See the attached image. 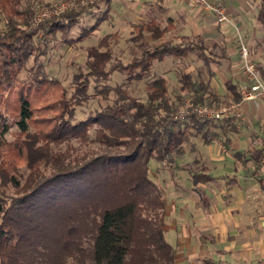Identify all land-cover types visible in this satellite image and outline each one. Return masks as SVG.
Segmentation results:
<instances>
[{
	"label": "trees",
	"instance_id": "16d2710c",
	"mask_svg": "<svg viewBox=\"0 0 264 264\" xmlns=\"http://www.w3.org/2000/svg\"><path fill=\"white\" fill-rule=\"evenodd\" d=\"M111 1L95 5L104 2L108 11ZM86 11L84 7L65 10L44 24H35L30 11L21 9L17 0H0L6 21L5 33L0 30V264H176L174 249L164 237L163 194L149 177L148 163L152 159L170 163L183 154L192 134L201 135L207 143L213 130L226 127L197 119L174 121L172 115L179 108L228 102L209 83L196 82L183 73L179 83L190 98L188 105L180 98L171 101L167 82L159 77L147 85L146 102L123 86L104 88L99 92L100 109L88 119L74 120L76 107L89 98L87 77L104 80L111 69L118 68L128 74L137 70L129 79L140 81L154 60L184 58L195 49L192 44L161 43L126 65L106 70L112 54L105 35L86 47L88 71L85 78L75 79L70 96L45 74L36 72L32 79L20 80L41 27L53 36L60 32L64 44L76 47L107 15L100 14L91 26L69 39ZM256 21L264 26V0ZM137 27L152 40L163 38L170 29L154 21ZM227 89L233 100L241 98L230 82ZM111 92L115 98L109 103ZM12 125L24 139L6 141ZM94 126L92 140L106 147L105 152L66 163L65 155L54 151L55 146L72 140H87ZM22 164L26 176L19 173ZM41 167L50 173L42 174ZM207 179L192 174L194 184ZM9 188L14 195L6 193Z\"/></svg>",
	"mask_w": 264,
	"mask_h": 264
},
{
	"label": "crops",
	"instance_id": "0c3cea01",
	"mask_svg": "<svg viewBox=\"0 0 264 264\" xmlns=\"http://www.w3.org/2000/svg\"><path fill=\"white\" fill-rule=\"evenodd\" d=\"M116 1H111L108 11L103 2L106 18L115 11ZM217 1L223 4L238 32L204 14L191 20L187 3L182 0L164 2L167 9L174 6L192 22V28H184L189 31L187 36H200L202 32L210 36L208 43L219 46V55L214 56L225 63L222 90L214 92L207 83L222 101L237 103L244 120L222 123L226 127L213 130L215 138L207 136V143L191 145L189 151L183 146V154L175 159L177 166L170 170V183L161 188L165 203L164 237L174 249L176 264H264V105L243 102L241 98L233 100L227 89L229 82L237 91L245 83L238 56V35L264 78V26L256 21L261 0ZM141 3L133 7V13H139ZM174 27L169 19L168 28ZM192 161L196 167L202 164L198 171L190 168ZM160 172L165 176V171ZM195 173L207 176V181L194 184Z\"/></svg>",
	"mask_w": 264,
	"mask_h": 264
},
{
	"label": "rangeland",
	"instance_id": "374dc122",
	"mask_svg": "<svg viewBox=\"0 0 264 264\" xmlns=\"http://www.w3.org/2000/svg\"><path fill=\"white\" fill-rule=\"evenodd\" d=\"M17 1L21 9H28L30 11V21L35 24H44L46 22L45 20H50L56 15L38 21L33 14V7L36 4H44L50 8H57L58 4L63 0ZM98 1L100 0H93V3L89 2L84 6V8H87V11L79 18L78 23L73 27L69 34V39L78 36L83 28L87 29L91 26L96 21V18L105 11L103 2L98 7L95 5ZM164 1L144 0L143 3H141L142 0H117L114 4L115 11L106 18L98 30L78 43L76 47H70L64 44L60 32L53 36L51 34H46L41 27L37 34V38L34 39L35 51L26 62L19 75V79L28 81L36 76V72L45 74L49 78L58 81L60 83L59 86L65 90L68 97L73 92L75 79L77 77L85 78V74L88 71L85 64L86 47L96 45L102 36L108 35L112 60L108 63L106 70L117 65H126L143 51L151 49L161 43L193 44L195 49L184 58L165 57L162 61L154 60L149 73L144 75L140 81L129 79L137 70L132 74H128L118 68L114 70L111 69L109 76L104 80L96 82L93 77H87L89 80L87 91L89 98L85 104L76 107L74 120L88 119L100 109L99 92L104 88L123 86L130 95L141 102H146L147 85L154 79L162 77L167 82V96L169 99L176 102L177 99L180 98L181 102L184 103L189 97L185 96L184 92L181 91L179 78L183 73H189L196 82H209L214 92L222 90V71H224L225 63L222 62V58L214 56L215 54L219 55V46L214 45V42L208 43V41H210V36L208 34L203 35L201 31L200 36H187L189 31H186L184 28H186V26L192 28V22L187 20L183 13L177 12L174 6L167 9L166 7L168 5ZM182 1L187 3L189 15L192 17L191 20L196 21L198 18L205 15L198 8H195L189 0ZM31 3H33L32 6H30ZM140 3L141 8L139 13H133L132 9L134 10L136 4ZM129 9L131 12L128 11ZM169 19L175 27L173 30L168 29L166 35L161 39L152 40L147 32L143 31L140 33L137 27L141 24L154 21L157 22L160 27L167 28ZM194 24H196V22H194ZM0 30L4 33L6 31L5 17L1 12ZM140 36H142V38ZM200 47L202 48L199 50ZM219 96L222 98V95ZM114 98L115 95L111 92L108 102L110 103ZM105 104L106 103H103V105ZM95 128L94 126L90 130V135L87 140H72L69 143L55 146L54 151L64 154L66 163L68 161L72 163L81 161L84 158H89L105 152L107 149L106 147L92 140ZM208 136L211 139L216 137L214 132L210 133ZM24 137L25 136L19 132L17 126L12 125L5 139L7 142L12 143L17 138L24 139ZM201 143H203L201 135L192 134L184 143V146L186 151H189L191 145L195 144L199 146ZM122 148L123 147H120V149ZM117 150V148H109L111 152H116ZM148 165L150 170L149 177L160 189L163 188V184L166 182L170 183V170L177 166L175 158H172L170 163H168V161L157 163L156 160L152 159L149 161ZM201 165L198 164L196 167L195 161H192V163H190V168L192 171H198ZM162 170L165 171V176H162L160 172ZM50 171V169H43V167H41V173L44 175H48ZM19 173L24 176L27 175L28 172L25 165H20ZM6 193L14 195V191L11 188L7 189Z\"/></svg>",
	"mask_w": 264,
	"mask_h": 264
},
{
	"label": "built area",
	"instance_id": "2783aa9c",
	"mask_svg": "<svg viewBox=\"0 0 264 264\" xmlns=\"http://www.w3.org/2000/svg\"><path fill=\"white\" fill-rule=\"evenodd\" d=\"M191 4L202 11L205 15L213 17L218 24H228L238 32L237 26L227 14L225 7L217 0H189ZM93 0H63L57 8H50L44 4H36L33 7V14L38 21L45 20L51 16H55L65 10L84 7ZM238 56L241 63L242 74L245 78L244 85L239 89L241 101L249 102L253 105L261 103L264 105V78L262 77L258 66L250 59L249 48L238 35ZM190 98L184 101L188 105ZM174 121H189L197 119L201 122L213 123H232L234 121L244 120V115L239 109L237 103L220 104L216 106L197 105L183 106L179 108L173 115Z\"/></svg>",
	"mask_w": 264,
	"mask_h": 264
}]
</instances>
